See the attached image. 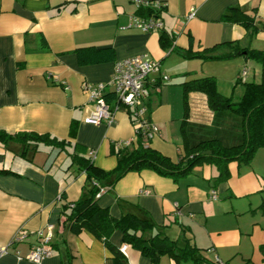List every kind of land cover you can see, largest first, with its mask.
<instances>
[{"label":"crops","instance_id":"0c3cea01","mask_svg":"<svg viewBox=\"0 0 264 264\" xmlns=\"http://www.w3.org/2000/svg\"><path fill=\"white\" fill-rule=\"evenodd\" d=\"M158 1L163 8L153 14L159 13L163 27L145 32L129 25V16L139 7L128 0H0V130L66 141L63 149L40 142L33 150L32 144L24 149L17 141L0 142V247L16 232L25 235L7 247L0 264H36L26 255L37 243L36 231L49 223L52 254L41 264H114L101 239L88 231L75 232L65 221L64 206L86 192L85 173L71 154L88 156L93 150L94 165L108 171L116 165L114 151L125 141L134 148L137 140L126 108L115 112L111 124L83 122L94 108L84 83L109 82L114 62L127 57L146 54L159 61L160 71L149 80L158 81L163 72L169 79H161L158 88L150 86L147 115L157 134L146 144L175 160L186 113L192 122L209 124L212 117L201 92L190 91L184 107L181 83L203 76H227L230 81L247 62L243 56L205 60L181 54L218 44L213 54H222L230 51L222 45L229 41L264 48V0ZM231 7L251 16L253 24L247 28L223 19ZM191 9L194 15L187 21ZM162 35L170 38L166 48ZM88 46L111 48L114 60L79 64L76 49ZM197 64L202 65L200 75ZM228 170V178L218 183L217 171L209 164L195 166L177 180L147 169L130 171L98 197V204L115 218L147 215L179 245L197 247L209 264L217 259L224 264H264V148H258L249 163L231 162ZM211 190L215 199L209 197ZM110 241L118 248L124 244L119 231ZM122 255L127 264H150L130 246ZM159 264L194 263L164 255Z\"/></svg>","mask_w":264,"mask_h":264},{"label":"trees","instance_id":"16d2710c","mask_svg":"<svg viewBox=\"0 0 264 264\" xmlns=\"http://www.w3.org/2000/svg\"><path fill=\"white\" fill-rule=\"evenodd\" d=\"M136 14L149 16L152 11L148 8H138ZM222 18L247 28L253 24V18L236 7L229 8ZM160 40L165 47L170 38L162 35ZM222 45H227L230 51L214 55L215 47H211L197 52H185L181 55L187 59L205 60H223L243 56L245 60L251 59L258 63L260 81L247 82L245 79H240L238 74L236 83L243 82L245 90L237 100L219 92L214 76H203L182 82L184 107L187 109V96L190 91L201 92L206 96V105L212 117L210 123L205 124L188 120L186 113V117L180 124L182 145L175 160L146 144L147 139L139 133L140 130L137 135V145L134 148L121 145L114 151L116 165L111 170L100 169L88 156L79 154L77 151L71 154L72 162L85 173L86 192L78 200L64 206L65 221L69 222L71 229L75 232L88 231L101 239L111 251L114 264H127L120 249L110 241L115 231L121 233L124 244L148 257L150 264H159L164 255L172 256L177 262L192 261L194 264H209L199 254L197 247L189 242L179 245L178 240L170 239L164 229L156 226L147 215L126 213L119 218L111 216L107 208L98 204L96 193L101 187L110 189L116 181L130 171L138 172L147 169L160 176L177 180L201 164L215 167L217 175L214 181L218 183L228 178V165L231 162L249 163L255 151L258 148H264V48L240 47L234 41L222 43ZM76 56L81 65L114 60L111 48H96L95 46L77 48ZM157 79L159 82L148 78L147 85L158 88L162 84L161 79L167 81L168 77L160 76ZM104 98L110 103L115 101V94L107 92ZM128 111L131 115V110L128 109ZM8 141L23 143L24 149L32 144V150L40 142L57 145L63 149L66 142L50 138L48 134L36 132L10 134L0 130V142L5 145ZM261 207L264 209V199Z\"/></svg>","mask_w":264,"mask_h":264},{"label":"built area","instance_id":"2783aa9c","mask_svg":"<svg viewBox=\"0 0 264 264\" xmlns=\"http://www.w3.org/2000/svg\"><path fill=\"white\" fill-rule=\"evenodd\" d=\"M134 3L139 8L151 9L152 14L149 16H141L139 14H131L129 16V25L140 28L142 31H159L163 27L161 18L153 13L159 12L163 8V2L158 0H128ZM194 15V9H191L187 15L188 21ZM160 71V62L150 58L148 55L131 56L114 62V70L109 82L99 83H84L83 87L87 92L89 101L93 104L91 110L84 118L83 122L88 124H99L105 120L111 124L115 118V112L123 107L131 110V117L134 124L133 140H137L138 131L141 135L149 140L157 134V127L147 115V99L150 95V86L147 85L148 78L151 73ZM247 75V68L243 67L239 76L244 80ZM164 77V76H163ZM115 94V101L110 105L104 98L107 90ZM128 144L127 141L122 145ZM95 151L90 150L88 157L93 160ZM107 189L100 188L96 193L98 198ZM209 197L215 199L217 197L216 191L211 190ZM52 224H47L44 229L36 231L37 243L31 248L30 252L26 255L29 261L36 264L41 262L52 254L51 239H52ZM25 237L24 234L15 233L8 245L0 247V256L7 253V247L16 242H20ZM128 248L127 244H122L119 249L125 253ZM216 264H224L219 259Z\"/></svg>","mask_w":264,"mask_h":264},{"label":"rangeland","instance_id":"374dc122","mask_svg":"<svg viewBox=\"0 0 264 264\" xmlns=\"http://www.w3.org/2000/svg\"><path fill=\"white\" fill-rule=\"evenodd\" d=\"M240 59H242V58H240ZM243 61L244 60L242 59V62ZM201 66L202 65H199V66H198V64L196 65V68L198 70L196 74H198V75L201 74ZM245 66L247 68V75L245 77V81H247V82H252V81L259 82L260 81V67H259L258 63L255 62L254 60L248 59ZM255 71H257V74L255 73ZM172 72H174V71L173 70L170 71L171 74H172ZM170 73H169V75H170ZM254 73L256 74L255 76H254ZM163 76L168 77V79H169L168 74H164V72H163ZM235 80H236L235 76H234V79L230 80V81H229L227 76H222V77H220V79H216L217 88H218L219 92L221 94H223L224 96L232 97L233 100L239 99L243 95L244 90H245L243 82L236 83Z\"/></svg>","mask_w":264,"mask_h":264}]
</instances>
